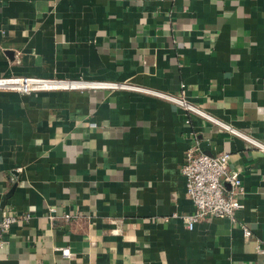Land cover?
<instances>
[{
  "label": "crops",
  "instance_id": "1",
  "mask_svg": "<svg viewBox=\"0 0 264 264\" xmlns=\"http://www.w3.org/2000/svg\"><path fill=\"white\" fill-rule=\"evenodd\" d=\"M0 77L182 95L264 145V0H0ZM190 142L238 172L232 222L171 218ZM2 207L0 264H264V153L135 91H0Z\"/></svg>",
  "mask_w": 264,
  "mask_h": 264
},
{
  "label": "built area",
  "instance_id": "2",
  "mask_svg": "<svg viewBox=\"0 0 264 264\" xmlns=\"http://www.w3.org/2000/svg\"><path fill=\"white\" fill-rule=\"evenodd\" d=\"M83 89H105L135 91L144 95L162 99L182 109L186 113L195 114L209 123L226 131L230 136L241 138L253 148L264 153V145L242 135L229 126L208 117L192 105L188 104L182 95L172 96L144 88H136L116 83L64 81L59 79H42L30 77H0V91L27 95L35 92L83 90ZM184 124L188 121L184 120ZM228 154L221 153L215 156L202 154L195 142H190L185 148L183 159L179 167V174L184 181V194L190 201L193 210L191 213L180 216L172 214L171 218H178L191 230L193 225L204 220L227 219L233 221V213L242 209L243 191L239 174L237 171L228 169ZM228 185V189L223 187ZM26 218V217H24ZM67 219V216L63 217ZM18 218L9 214L8 207L0 209V247L3 234L14 224ZM242 237H249L250 233L245 227H240ZM264 245L259 242L255 247V253H263ZM63 257H68L67 249H57Z\"/></svg>",
  "mask_w": 264,
  "mask_h": 264
}]
</instances>
